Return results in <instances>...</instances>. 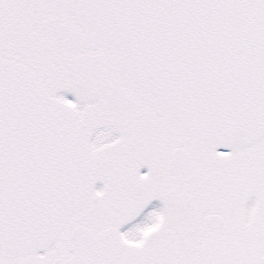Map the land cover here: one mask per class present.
I'll return each mask as SVG.
<instances>
[{
    "label": "snow or ice",
    "instance_id": "1",
    "mask_svg": "<svg viewBox=\"0 0 264 264\" xmlns=\"http://www.w3.org/2000/svg\"><path fill=\"white\" fill-rule=\"evenodd\" d=\"M0 264H264V0H0Z\"/></svg>",
    "mask_w": 264,
    "mask_h": 264
}]
</instances>
